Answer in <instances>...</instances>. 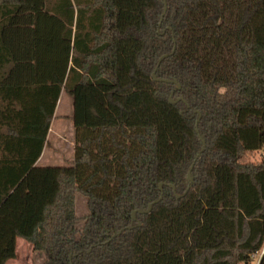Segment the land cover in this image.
<instances>
[{"label": "trees", "instance_id": "1", "mask_svg": "<svg viewBox=\"0 0 264 264\" xmlns=\"http://www.w3.org/2000/svg\"><path fill=\"white\" fill-rule=\"evenodd\" d=\"M263 150L264 0H0V264H264Z\"/></svg>", "mask_w": 264, "mask_h": 264}, {"label": "rangeland", "instance_id": "2", "mask_svg": "<svg viewBox=\"0 0 264 264\" xmlns=\"http://www.w3.org/2000/svg\"><path fill=\"white\" fill-rule=\"evenodd\" d=\"M71 116L72 99L62 93L49 127L46 146L37 162L38 166H69L72 163L74 143ZM201 149L204 150L203 147ZM261 156H264V150L254 154L251 159L259 160ZM75 213L77 216L75 223L77 238L78 233L83 228L84 219L88 214L86 199L80 194L76 195ZM15 244V257L7 260L5 264H42L44 261L43 254L33 251L25 240L16 238ZM255 260L257 259L255 258ZM256 263L257 261H254L253 264Z\"/></svg>", "mask_w": 264, "mask_h": 264}, {"label": "water", "instance_id": "3", "mask_svg": "<svg viewBox=\"0 0 264 264\" xmlns=\"http://www.w3.org/2000/svg\"><path fill=\"white\" fill-rule=\"evenodd\" d=\"M165 10H166V3L164 2V11H165ZM173 52H174V50H172V52H171L170 54H172ZM170 54H168V55H166V54H165V55H162V56L158 59V64L160 63V61H161L163 58L169 56ZM152 77H153V79H154L155 81H159V82H160V81H167V82H172V83H175V84H176V81H175V80L170 81V80H164V79H160V78L155 77V71L152 73ZM178 88H179V85H177L176 89H178ZM171 95H172V93H171ZM178 100H179V99L172 100V98H169V102H170V103H176ZM199 119H200V114H198V118H197L196 123H195V130H196V131H197V123H198ZM202 150H203V149H201V151H202ZM201 151L196 155V159L200 156ZM193 165H194V163L191 164V166L189 167L188 172H187V181H188L189 183L192 182V178H191L190 173H191V170H192V168H193ZM169 186H170L172 189H174V186H173V185H169ZM160 189H161V185H160ZM186 191H187V190H186ZM186 191L184 192V194L186 193ZM176 197H180V196H179V195H176ZM161 198H162V195H160L158 199H156V200H154L152 203H150V204L147 206V209H146V210H139V212H140V213H147V212H149V211L151 210L152 205L155 204V203H157V202H159V201L161 200ZM132 218H134V213L132 214ZM129 228H130V227H129Z\"/></svg>", "mask_w": 264, "mask_h": 264}, {"label": "crops", "instance_id": "4", "mask_svg": "<svg viewBox=\"0 0 264 264\" xmlns=\"http://www.w3.org/2000/svg\"><path fill=\"white\" fill-rule=\"evenodd\" d=\"M62 94V93H61ZM65 94V93H64ZM60 97H61V95H60ZM60 99V98H59ZM58 102H59V100H58ZM58 104V103H57ZM57 106V105H56ZM56 109V108H55ZM55 113V112H54ZM48 131H49V129H48ZM48 135V134H47ZM46 139H47V137H46ZM45 146H46V144H45ZM45 146H44V148H45ZM44 148H43V150H44ZM43 150H42V152H43ZM41 156V155H40ZM40 158V157H39ZM39 161V159L37 160V162ZM37 162H36V165H37ZM38 166V165H37ZM39 166H44V165H39ZM30 245V244H29ZM36 253H41V252H37L36 251Z\"/></svg>", "mask_w": 264, "mask_h": 264}]
</instances>
